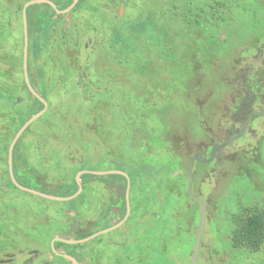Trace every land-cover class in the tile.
<instances>
[{"label": "rangeland", "instance_id": "rangeland-1", "mask_svg": "<svg viewBox=\"0 0 264 264\" xmlns=\"http://www.w3.org/2000/svg\"><path fill=\"white\" fill-rule=\"evenodd\" d=\"M27 1L0 0L4 6L0 10V32L9 33L3 41L7 54L21 53L20 5ZM89 2L93 4L88 6L97 11L82 9L53 16L59 20L51 27L49 47L41 55L43 77L39 67L34 65L32 69L36 88L46 94L49 105L25 135L21 150L29 155L26 159L31 164L51 168L52 159L44 157L58 147L56 139L63 138L61 149L70 145L77 153H89L99 170L115 168L126 161L149 169L151 177L144 176V186L135 190L134 216L138 220L148 206L164 210V202L155 201L159 193L169 202L161 224L152 234L147 233L146 239L140 238L130 246L113 242L119 237L118 230L105 232L84 243L86 253L99 264H135L142 254L146 264L158 255L164 259L162 264H187L186 254L191 250L198 220L189 224L188 216L181 211L189 198L184 178L189 154L183 148L184 140L205 136L198 125L200 106L206 116L212 112L210 123L211 116L217 113L218 117L229 97L230 81L240 80V49L246 41H256L264 33V0H130L124 10L119 5L107 14L94 0ZM37 9L51 13L44 3ZM114 12L120 18L113 16ZM134 24L145 25L147 33H132ZM119 30L131 38L126 43L120 40L111 49L109 38ZM23 78L20 57L11 75L0 74V85L13 96L12 101L0 99L2 183L7 169L6 143L12 133L8 126H12L10 120L15 116L11 109L22 108L27 94ZM259 146L248 153L249 170L256 169L253 175H243L245 169L241 166L224 164L215 177L203 182L200 175L204 167L197 168L194 191L205 199L198 192L202 184L206 190L202 185L200 188L210 198L197 264H264V247L250 253L234 249L231 242L232 214L245 205L264 207V137ZM105 184L88 182L78 211L97 213L108 198ZM51 191L50 194L59 193ZM145 192L151 201L146 206L139 200ZM67 202L20 188L0 189V257L4 252L38 248L46 253L47 260L53 259L51 238L59 235V227L78 212L66 208ZM194 205L191 208L198 211ZM102 224L98 222L95 229ZM67 236L74 238L72 232ZM161 236L170 241L164 255L157 242ZM145 243L148 247L143 246ZM178 245L183 248L181 254L177 252ZM17 257L20 260L24 254L20 252ZM125 257L131 261L126 262Z\"/></svg>", "mask_w": 264, "mask_h": 264}, {"label": "trees", "instance_id": "trees-1", "mask_svg": "<svg viewBox=\"0 0 264 264\" xmlns=\"http://www.w3.org/2000/svg\"><path fill=\"white\" fill-rule=\"evenodd\" d=\"M53 1L57 4V6L60 9H64L67 6H69L73 0H53ZM89 1H93V0H79L77 5L71 10L70 13L82 9L97 11V9L90 8L88 6L93 4ZM129 1L130 0H94V2H96L100 7H103L104 10L107 11L105 14L110 12V10L114 11L113 8L119 6L121 2H123L124 6H127L129 4ZM23 5L24 2L20 5L21 19H22ZM38 5L39 4H33L29 6L27 10L29 37H30L28 66H29L31 82L35 88H36V84L32 72L33 66L36 65L37 67H39L38 68L39 74L41 77H43L44 73L43 70L41 69L43 59L41 55L43 51L46 49V47L47 48L49 47L48 45L50 44L49 39H50L51 27H54L55 23L58 22L59 20V18L58 19L56 18V20L53 18L56 12L50 5L45 4L50 8L51 13L49 12L44 13V11H38L37 9ZM0 10H4V6L1 3H0ZM113 16L120 18V15L116 12H114ZM11 18H9V20H7L6 23H8ZM0 23H3L1 22V18H0ZM143 24L145 23L143 22ZM145 25L135 26L134 24L131 27V32L137 34L141 33L144 35L147 33V30H145L146 29ZM121 33H123L122 30H119L109 38L111 43L113 44V46H110L109 48L111 49L113 47L116 48V46L119 45L120 40L126 43L131 38L128 32L127 35ZM8 34L9 33L4 32V30L3 32H0V74L5 76L11 75V73L14 71L15 67L17 66V61L19 57L21 60L23 58V35H22V49L19 55H16L14 53L10 55L4 51L5 44L3 41L5 37L8 36ZM5 62H7V65ZM3 67H6L5 71H2ZM22 72H23V66H22ZM22 84H23V91H26L27 94L23 96L24 102L22 108L11 109V112L15 116L12 117V119L10 118L11 119L10 122H12V126L11 125L8 126V128L12 130V133L10 137L7 139V143H6V150H5L6 156L4 157V160L7 163V169L5 171V176L3 178L4 184L0 182V189L2 188H5L7 190L13 188L18 189V187L12 182L8 172V148L11 140L13 139L16 132L20 129V127L33 114L41 110L44 106L42 101H40L37 97H35L32 94V92L29 90L24 78ZM7 92L8 91L0 85V99L12 101L13 96H9ZM39 92L41 93L42 96H44L47 99L45 93L41 91ZM28 101H31L32 103L28 104L27 103ZM33 124L29 126L27 130L22 134V136L16 143L14 149V170L18 181L25 186L32 187L46 193H53V191L51 190L56 189L59 192L56 193V195L67 196L74 194L78 189V184L75 179L76 174L82 169L97 170L98 167H95L90 159L87 160L85 154L77 153L76 150L73 149L70 145L66 146L64 149H61L59 147V145H61V143L63 142V138L61 137H59L61 139L58 140L56 139V144L58 147L50 151L51 155H47L44 157L46 159H50V158L52 159L51 168L43 164H38V166L31 164L26 159L28 158L29 155L26 153L24 154V152L21 149L25 135H27V132L29 133L32 130ZM121 164L123 167L120 166ZM121 164L115 168L126 170L133 179L134 181L133 183L135 184V187H137L138 190H141L143 177L146 176L147 174L149 175L148 173L149 169L142 167H135V168L128 167L123 162H121ZM68 165H71V168ZM52 170L54 173H52ZM170 170L171 168L168 169V172H170ZM255 172L256 169L250 170L251 175H253V173ZM158 175L159 174H157V176ZM94 180L106 182V184H108L109 187L108 191L110 197H109L108 206L102 211L100 215L101 216L100 218L103 219L102 220L103 224L97 229L89 228L86 231L83 230L81 226L80 227L81 229H79L76 232V238L86 237L91 233L97 231L98 229L105 228L113 224V222L115 221H113L111 218V211L112 208H114L115 206H119L118 210H120L121 212L118 219H121L126 211L125 189H126L127 178L124 175L111 174L108 176H99V175L86 173L81 176V181L84 185V188L88 182ZM118 187H120V189L116 191ZM115 193L118 194V197L111 196V194L115 195ZM85 197H86V192L83 191L78 197L68 201L66 204V208L77 209L78 211V203L82 202V200ZM135 214L136 212H134V215ZM81 215H82L81 212L78 211L75 217H78L79 220L82 222L84 221L85 218H83ZM232 220L234 223V226L231 230L232 247L234 249H240V248L247 249L250 253H256L262 251L264 247V207L259 206L258 204L242 206L238 212L232 214ZM128 223L130 222L127 221L126 225H128ZM90 224L92 227L97 223L96 221L92 220ZM130 225L131 228L137 229L140 227V223H136L135 221L133 223H130ZM84 246H85L84 243L68 244L62 241L56 242L57 248L65 249V252L74 255L81 262V264H84V251H83ZM52 256L53 259L51 264H73V262L68 258L62 255H57L53 251H52Z\"/></svg>", "mask_w": 264, "mask_h": 264}, {"label": "flooded vegetation", "instance_id": "flooded-vegetation-1", "mask_svg": "<svg viewBox=\"0 0 264 264\" xmlns=\"http://www.w3.org/2000/svg\"><path fill=\"white\" fill-rule=\"evenodd\" d=\"M239 53H240L239 54L240 59H242L241 60L242 62L238 66V71H237L240 74V77H239L240 80L236 81V82L230 81V83H229L230 84L229 97L225 101L224 106H222L218 117H217V113H214L213 117L211 116V119H210L212 122V125H211V122L209 123L208 117H210V114L212 112H210V114L208 116H206L202 112V106H200V109L198 110V113H199L198 114V125H199V127H201V129H203L204 133H206V134L204 137L197 135L198 139L191 137L193 139L187 138L184 140L183 148L189 154L188 167H189L190 160H191L192 156L201 155L205 159L209 158L210 154H211V150H212L214 145L224 144L229 138L237 136L243 130L245 125H247V126H246L242 135H238L236 138L232 139L231 142L227 146L217 149V153H216V156H215L213 161L208 162V163L201 162L198 160L196 161V164L194 167V181H195V176H198L197 168H199V166L204 167V171L200 175L203 182H205L208 178H210V179L213 178L214 175L216 176V173L218 174V170H221L219 166L220 165L223 166L224 164H226V165L227 164H231V165L234 164L236 167L241 166V169H245V172L242 171L243 175H245V176L248 175L250 173V170H251V169L249 170V165H250L249 163L250 162L248 159L249 158L248 153L252 150V148L258 149L260 147L259 146L260 141L264 137V135L262 133L264 130V33H261L260 36L257 37L256 41H254V40L246 41V43L240 49ZM88 56H91L90 51L88 52ZM40 84H45V83L40 82ZM214 112H216V111H214ZM216 118H217V120H215ZM206 119H208V120H206ZM200 138H203V139L201 140ZM180 144L182 145L183 143H180ZM86 157H87V160L90 159L92 161V159H91L92 155H90L88 153V155ZM106 160L108 161V159H106ZM124 163L128 167H134L135 168V166H133L132 164H130L127 161ZM110 165L113 166V164H110ZM188 167H187L186 172L184 173L185 174L184 178L186 179V194L189 197L188 191H187ZM107 169H118V168L110 167ZM119 170H123V169H119ZM123 171L127 172L126 170H123ZM130 179H131V187H130L131 213H130L128 219L125 221V223H123L120 227L114 229V230H118V232H120L117 240L112 239L115 244H121V245H127V246H130L132 243H136L137 240H139L140 238L145 237V239H146L147 233H149V235L152 234L154 232L153 229L155 228V226H158V224H161V219L163 217V213L165 211H167V208L169 206V202H168L166 196H164V195L160 196L158 193V197L155 201L158 203L164 202V210L158 211V209L155 210L152 207L148 206L141 213L140 218L138 220H135V216H134V212H135L134 203L135 202L134 201L137 197L135 190L138 188L135 187V184L133 183L134 181L131 178V176H130ZM205 184L208 187L210 185V182L205 183ZM201 185H200V187H201ZM105 186L107 189H109L108 184H105ZM142 186H144L143 183H142ZM200 187L198 186V192H201L200 194H202L205 197V199H203L201 196H199L195 193L194 184H193V191H194L195 195L201 197L206 202V204H207V216H208L210 198L208 195L205 194L206 192L203 191V188H204L203 185H202L203 188H200ZM126 188H127V183H126ZM118 189H120V187H118L116 191H118ZM152 189H153V186H152ZM204 189L206 190V188H204ZM226 191H227V189H226ZM151 192H153V190H151ZM111 196L112 197L113 196L118 197V194H116V193H115V195L111 194ZM148 196L149 195L146 194V192H145L144 194H141V196H140L141 198L139 199V200H142V203L145 206L149 202H151L150 200L147 199ZM109 197H110V194H108V198L105 201H103V203L101 204V209L98 210L97 213H93L92 215H89L88 214L89 211H87V213H86V211L85 212L79 211L82 214L81 216L83 218H85L84 221L81 222L78 217H75L76 214L73 215L72 217H70L69 219H67L66 222L64 223V225L59 227L60 230H62L63 232H66V234L63 237L65 239H80V238H76V232L79 229H81L80 228L81 226H82V229L86 231L89 228L95 229L97 227V224H95L91 227L90 222L92 220L96 221V223H98V222L103 223V221H102L103 219L100 218L101 217L100 215H101L102 211L105 208H107L108 202H109ZM133 197L135 199H133ZM145 201H146V203H145ZM187 201H188V203L183 208H181V211H182V213L185 214V216H188L187 221L189 224H191L192 220H198L197 227H196V230H195L194 235H193V237L195 238V233L197 231L198 224H199L200 208H199V205L194 200L190 199V197L188 198ZM194 204H196L198 211L193 210L191 208V207L195 206ZM142 206L143 205H141V207ZM118 207L119 206H115L114 208H112L111 218L115 222H113V224H111L110 226L118 223L126 214V211H125L124 216L121 219H118V217L120 216V213H121L120 210H118ZM125 207L127 209L126 189H125ZM114 215H116L117 217L115 218ZM113 216H114V218H113ZM73 219L75 220L76 225L74 224ZM127 221L130 223H133L134 221L136 223H140V227L137 229L131 228L130 223H128V225H126ZM69 229L73 230L72 234H74V238L67 236L68 234L71 233V232L70 233L68 232ZM101 229H104V228H101ZM101 229H98L97 231H99ZM97 231H95V232H97ZM129 235H131L132 237L129 238ZM56 236H58V235H55V237ZM163 236H161L160 241H157V242L159 244V247L161 246V248H162L161 254L163 253V255H164L166 250L169 249L168 243H170V241L168 240V237L162 239ZM55 237H52L51 241H50V253L51 254L53 251L51 242H52L53 238H55ZM194 238L192 239V242H191L192 243L191 244V250L186 254L187 264H190L191 255H192L193 246H194ZM56 242H55L56 250L58 252H61V253H63V252L67 253V252H65V249L57 248ZM62 242H65V241H62ZM152 243H154V242H150V244H152ZM180 243L182 244L181 241H180ZM68 244H72V243H68ZM143 246L148 247V244L145 243V244H143ZM142 247H140V248H142ZM201 247H202V239H201L200 251H201ZM182 250H183V248H181L178 245L177 252L181 254ZM83 251H84V257L86 256L85 258L88 259V261H87L84 258L85 259L84 264H99L98 262H96L94 257H91L89 253H86L87 247L84 246ZM20 252H22L24 254V257L19 260L17 256ZM45 254L46 253H44L43 251H41L38 248H32V249H27V250H18L17 249L16 251L11 252V253H8V252L2 253V256L0 257L1 258L0 264L13 263L15 261H19V262H17V264H35V263H37V264H51L52 259L47 260ZM55 254H57V253H55ZM199 254H200V252H199ZM159 256L160 255L152 258L150 260V264H162L164 259L163 258L159 259V258H161ZM90 258L92 259L93 262H90ZM126 259L127 258L125 257L124 260L126 261ZM145 259L146 258L142 254V257L138 260V262L140 264H142V263L146 264ZM130 261H131V258L129 257L126 262H130ZM114 262H117V259ZM121 262H122V260H121ZM138 262H136L135 264H139ZM100 264H102V263H100Z\"/></svg>", "mask_w": 264, "mask_h": 264}, {"label": "water", "instance_id": "water-1", "mask_svg": "<svg viewBox=\"0 0 264 264\" xmlns=\"http://www.w3.org/2000/svg\"><path fill=\"white\" fill-rule=\"evenodd\" d=\"M78 2H79V0H73L72 3L64 9H60L53 0H29L26 3H24V5H23V9H22V22H23L22 66H23L24 79H25V82H26L29 90L32 92V94L35 97H37L40 101H42L44 106L41 110H39L38 112L33 114L20 127V129L16 132L13 139L11 140L9 148H8V172H9V175H10L12 182L18 188H20L23 191H26V192H29V193H32V194H35V195H38V196H41V197H44L47 199H53V200H59V201H70V200L78 197L83 192V189H84L83 183L81 181V176L83 174H86V173L99 175V176H108L111 174H121L127 178V188H126L127 209H126L125 216L118 223H116L112 226L106 227L104 229H101L97 232L92 233L91 235H88V236L80 238V239H65L63 236L66 234V232H63V231L58 236L53 238V240L51 242L53 251L55 253H57L58 255H62L64 257L68 258L69 260H71L73 262V264H81V263L79 262V260L75 256H73L69 253L58 252L55 248V242L56 241H65L67 243H72V244L85 243V242H87L93 238H96L97 236H99L105 232L114 230V229L120 227L123 223H125V221L128 219V217L131 213V202H130L131 179H130L129 174L127 172H125L123 170H119V169H101V170L83 169V170H80L76 174L75 179H76V182L78 184V189L74 194L68 195V196L54 195V194L46 193V192H43L41 190H38V189H35L32 187L25 186L18 181V179L15 175V170H14V149H15L16 143L18 142V140L20 139L22 134L27 130V128L29 126H31L38 118H40L45 113V111L47 110L48 105H49L48 100L44 96H42L41 93L32 84L30 73H29L28 58H29L30 37H29V25H28V13H27L28 7L33 5V4L45 3V4L50 5L55 10L56 14H67V13L71 12V10L77 5ZM120 9L124 10L123 2H121V4H120ZM246 126L247 125H245L243 130L238 135L243 134ZM237 136L229 138L224 144L214 145L212 150H211V154H210L209 158L205 159L201 155H194L191 157L190 164H189L188 171H187V178H188L187 191H188V195H189L190 199L194 200L199 205L200 214H199L198 228H197V231L195 233L194 246H193L190 264H197L199 252H200L202 234H203V230H204L206 218H207V204H206V202L201 197L195 195L194 191H193L194 167H195L196 161L198 160V161L206 162V163L213 161L215 156H216L217 149L227 146L231 142V140L236 138ZM73 222L76 225L74 219H73ZM72 231H73L72 229L68 230L69 233Z\"/></svg>", "mask_w": 264, "mask_h": 264}, {"label": "crops", "instance_id": "crops-1", "mask_svg": "<svg viewBox=\"0 0 264 264\" xmlns=\"http://www.w3.org/2000/svg\"><path fill=\"white\" fill-rule=\"evenodd\" d=\"M77 152V151H76ZM99 170V169H98Z\"/></svg>", "mask_w": 264, "mask_h": 264}]
</instances>
